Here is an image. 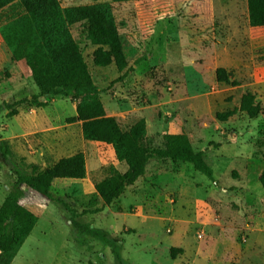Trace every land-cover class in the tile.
<instances>
[{"label":"rangeland","instance_id":"rangeland-1","mask_svg":"<svg viewBox=\"0 0 264 264\" xmlns=\"http://www.w3.org/2000/svg\"><path fill=\"white\" fill-rule=\"evenodd\" d=\"M67 26L99 94L70 100L39 96L24 61L14 62L0 38V205L16 177L36 175L59 159L82 153L83 180H56L54 199L24 204L37 216L15 264H264V27L248 25L245 0H59ZM108 4L127 68L92 64L95 49L79 16L84 5ZM0 12V26L9 17ZM231 73L238 86L215 81ZM123 74L122 80H118ZM249 91L262 113L237 111ZM21 105L10 115L6 109ZM235 113L225 122L216 118ZM76 118L69 124L67 120ZM113 117L123 130L143 119V148L185 134L187 153L203 152L213 180L191 165L151 160L142 177L104 206L94 185L121 178L141 156L118 162L110 146L87 142L83 121ZM96 210H99L96 212ZM108 234L107 241L72 233L71 222ZM77 236V239H76ZM116 247V248H115ZM180 249L175 259L171 249ZM10 256L0 250V264Z\"/></svg>","mask_w":264,"mask_h":264},{"label":"trees","instance_id":"trees-1","mask_svg":"<svg viewBox=\"0 0 264 264\" xmlns=\"http://www.w3.org/2000/svg\"><path fill=\"white\" fill-rule=\"evenodd\" d=\"M245 1L248 25L251 28L264 27V0ZM3 10L10 13L0 26V38L14 62H25L39 96L68 98L65 86H70L73 91L70 97L72 101L100 93L74 43L59 0H0V12ZM79 16L86 25L89 43L95 47L92 64L100 68L114 65L119 73L123 72L127 68V61L110 6L105 3L84 5L79 9ZM214 75L219 84L231 87L239 85L231 79V73L223 68H217ZM124 76L125 74L118 80H122ZM19 105L21 102H15L6 106V109H11L10 115L14 116V108ZM237 111L251 119L262 113L261 105L249 91L241 95ZM234 113L235 111H227L217 114L216 118L225 122ZM75 122V117L67 120L69 124ZM145 135L146 124L143 119L126 130L113 117H101L81 123L82 139L110 146L118 162L133 152L141 156L139 163L121 178L108 177L94 185V191L104 206L117 200L126 187L142 177L151 160L189 164L196 172L213 180V171L206 163L204 153L185 152L189 148L185 134L168 135L153 148L138 145L139 139ZM0 160L4 163L9 160V152L1 143ZM85 166L83 154L76 153L59 159L36 175L11 170L16 180L8 187L6 197L0 205V250L3 253L8 256L16 254L37 222V216L24 205L27 200L40 199L44 205L52 203V183L56 180H83L86 175ZM258 183L264 191V160ZM71 225L72 233L77 236L91 235L102 241H107L109 237L101 230L86 228L73 221ZM112 253L115 264H123L114 249ZM180 253V249L173 248L170 250V258L175 259Z\"/></svg>","mask_w":264,"mask_h":264},{"label":"crops","instance_id":"crops-1","mask_svg":"<svg viewBox=\"0 0 264 264\" xmlns=\"http://www.w3.org/2000/svg\"><path fill=\"white\" fill-rule=\"evenodd\" d=\"M36 225V224H35ZM34 225V226H35ZM34 228V227H33ZM33 228H32V230H33ZM32 230L30 231V233L32 232ZM30 233H29V235H30ZM29 235L27 236V238L29 237ZM26 238V239H27ZM26 239H25V241H26ZM25 241L23 242V244L21 245V247L19 248V250L17 251V253L16 254H14L13 256H10V262H9V264H15V262H16V259H17V257L19 256V252L21 251V249H22V247H23V245H24V243H25ZM7 255V254H6Z\"/></svg>","mask_w":264,"mask_h":264}]
</instances>
